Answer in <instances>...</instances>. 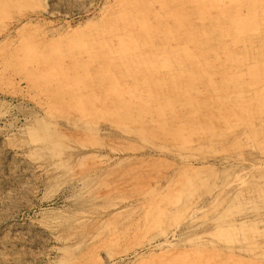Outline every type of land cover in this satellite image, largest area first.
Returning <instances> with one entry per match:
<instances>
[{"label":"rangeland","instance_id":"374dc122","mask_svg":"<svg viewBox=\"0 0 264 264\" xmlns=\"http://www.w3.org/2000/svg\"><path fill=\"white\" fill-rule=\"evenodd\" d=\"M197 263L264 264V0H0V264Z\"/></svg>","mask_w":264,"mask_h":264},{"label":"bare ground","instance_id":"6f19581e","mask_svg":"<svg viewBox=\"0 0 264 264\" xmlns=\"http://www.w3.org/2000/svg\"><path fill=\"white\" fill-rule=\"evenodd\" d=\"M157 3H158V2H157ZM162 4H163V3H162ZM213 14H214V13H213ZM209 18H210V17H209ZM125 28H126V27H125ZM192 30H193V29H192ZM232 31H233V30H232ZM191 32H192V31H191ZM198 33H199V32H198ZM134 34H135V33H134ZM202 34H203V33H202ZM189 36H190V35H189ZM191 36H192V34H191ZM191 36H190V37H191ZM201 36H203V35H201ZM193 37H194V36H193ZM193 37H192V38H193ZM197 37H198V40H199V37H200V36L198 35ZM133 38H135V37H133ZM133 38H132V39H133ZM129 39H131V37H129ZM129 39H127V40H129ZM120 40H121V39H120ZM137 40H138V39H137ZM202 40H203V39H202ZM135 41H136V39H135ZM121 42H122V41H121ZM121 42H120V44H121ZM125 42H126V41H125ZM138 42H139V41H137V43H138ZM133 43H134V42H133ZM199 43H200V42H199ZM201 43H202V42H201ZM129 45H130V43H129ZM131 45H132V42H131ZM138 45H139V44H138ZM132 46H134V45H132ZM136 46H137V45H136ZM134 47H135V46H134ZM134 47H132V49H133ZM138 47H139V46H138ZM135 49H137V47H135ZM204 50H205V49H204ZM137 51H138V50H137ZM140 51H141V50H140ZM140 51H139V52H140ZM122 52H123V51H122ZM183 53H184V52H183ZM120 54H121V53H120ZM186 54H188V53H186ZM138 56H139V55H138ZM167 56H168V55H167ZM195 56H197V55H195ZM146 57H148V56H146ZM161 57H162V54H161ZM179 58H180V56H179ZM181 58H182V57H181ZM183 58H184V57H183ZM196 58L198 59V57H196ZM184 59H185V58H184ZM186 59H187V58H186ZM158 60H159V59H158ZM177 60H178V59H177ZM153 61H154V60H153ZM180 61H181V60H180ZM188 61H189V60H188ZM156 62H158V61H156ZM178 62H179V60H178ZM186 62H187V61H186ZM145 63H146V62H145ZM147 63L149 64V61H148ZM147 63H146V64H147ZM150 63H151V60H150ZM166 63H167V62H166ZM174 63H175V62H174ZM180 63H181V62H180ZM182 63H183V61H182ZM188 63H189V62H188ZM154 64H155V63H154ZM156 64H157V63H156ZM170 64H171V63H170ZM175 64H176V63H175ZM189 64H190V63H189ZM191 64H192V63H191ZM166 65H167V64H166ZM194 65H195V63H194ZM182 66H184V65H182ZM193 67H194V66H193ZM193 67H192V68H193ZM176 69H177V68H176ZM148 70H149V69H148ZM179 70H181V69H179ZM179 70H178V71H179ZM192 70H193V69H192ZM197 70H198V69H197ZM199 70H200V69H199ZM209 70H210V69H209ZM178 71H177V72H178ZM175 72H176V71H175ZM175 72H174V73H175ZM180 72H182V70H181ZM180 72H178L177 75H179ZM175 74H176V73H175ZM182 74H183V73H182ZM207 74H208V73H207ZM160 77H161V76H160ZM176 78H177V77H176ZM184 88H186V87H184ZM192 91L194 92V90H192ZM194 100H195V99H194ZM163 105H164V104H163ZM162 108H163V107H162ZM167 112H168V110H167ZM171 116H172V115H171ZM174 127H176V126H174ZM49 142H50V141H49ZM71 148H72V147H71ZM72 149H73V148H72ZM72 149H71V150H72ZM60 157H61V155H56L55 158L57 159V161H61L62 159L60 160ZM54 161H55V159H54ZM57 164H59V163H58V162H57L56 164L53 163L52 167L55 166V165H57ZM38 167H41V166L38 165ZM61 167H62V166H61ZM53 168H54V167H53ZM55 170H57V169L55 168ZM6 194H7V193H6ZM5 196H6V195H5ZM7 197H8V196H6V198H7ZM4 198H5V197H4ZM228 218H229V217H228ZM227 226H228V225L225 226V227H226V228H225V231L228 230V232L231 233V231H230L231 229L228 228ZM262 226H263V225H262ZM233 227H234V226H233ZM231 228H232V227H231ZM262 228H263V227H262ZM218 229H219V228H218ZM226 229H227V230H226ZM219 230H220V229H219ZM217 231H218V230H217ZM262 232H263V231H262ZM234 233H235V232H234ZM210 234H211V233H210ZM167 241H168V240H167ZM248 245H251V244H248ZM188 251H189V250H188ZM174 254H177V252H175ZM180 254H181V253H180ZM172 255H173V254H172ZM186 256H187V255H186ZM189 256H190V255H189ZM168 257H169V256H168ZM170 257H172V256H170ZM157 258H158V257H157ZM189 259H190V258H189ZM200 260H201V259H200ZM201 261H202V260H201ZM180 262H181V260H180ZM180 262H179V263H180ZM197 264H198V263H197ZM200 264H201V263H200Z\"/></svg>","mask_w":264,"mask_h":264}]
</instances>
